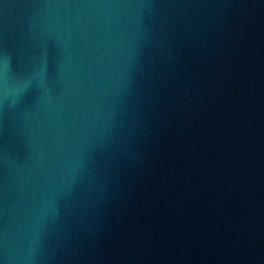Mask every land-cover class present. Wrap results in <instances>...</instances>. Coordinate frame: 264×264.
I'll list each match as a JSON object with an SVG mask.
<instances>
[{
  "label": "water",
  "instance_id": "obj_1",
  "mask_svg": "<svg viewBox=\"0 0 264 264\" xmlns=\"http://www.w3.org/2000/svg\"><path fill=\"white\" fill-rule=\"evenodd\" d=\"M0 264H264V0H0Z\"/></svg>",
  "mask_w": 264,
  "mask_h": 264
}]
</instances>
